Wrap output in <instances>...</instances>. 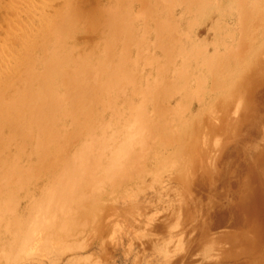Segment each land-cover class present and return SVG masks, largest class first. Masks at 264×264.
Segmentation results:
<instances>
[{
  "label": "bare ground",
  "instance_id": "6f19581e",
  "mask_svg": "<svg viewBox=\"0 0 264 264\" xmlns=\"http://www.w3.org/2000/svg\"><path fill=\"white\" fill-rule=\"evenodd\" d=\"M13 1H16V0H13ZM28 1H31V0H28ZM75 1L76 0H70L69 2L74 3ZM34 2H35V0H33V3ZM40 2H42V0H40ZM43 2H44V0H43ZM85 2H86V0H85ZM87 2L90 4L89 0H87ZM91 2H93L95 4L97 3V7L100 6V8L98 9L99 11L96 10V11H98L97 16L100 15V17H104L107 20V21L102 20V23H103V21L106 22L105 24L104 23L102 24L103 26L106 25L105 28L99 27V26H101V24L98 23V27L101 28L102 30L99 29V31H101V33L98 32L99 35L98 34L96 35L98 37L100 36V38H101L100 39L101 41L98 40V41H100L99 44L103 43L102 51L98 52V55H90V56H95V57L97 56L96 57L97 60L95 59L96 60L95 63L97 65V68H96V66H94L92 69L93 64L88 63L90 66H87L88 64L86 65V60L85 61L82 60L81 61L82 63H80V64H82V66L80 65L81 66L80 71H83V72H80V75H79V70H77L78 66L76 67V65L70 64V63L73 64V62L70 61V59L72 57H69V56H71L70 53L73 50V48L70 49V48H68V46H66V45L64 46V44H63L64 42L62 43V41H61L62 34L59 36V38H57V37H51L52 35L50 36L49 32H48L47 35H49V36H47V38L48 39L53 38L52 39L53 41L45 42L44 44H42V47L37 46L38 49L41 51L42 56L39 59L38 58L33 59L31 62H29L28 67L25 68V70L28 69V71H24L25 74L23 72H20L21 74L19 73L18 75L16 74V77H19V79H20V83L17 84V83L13 82V84H11V85L5 84L4 86L0 87V238H1L0 243L2 240L1 235L6 236L9 239L7 242L8 244L6 243V244H4V246H2V248H0V255H1L0 259H3L4 262H6V264H8V262L15 255H18L20 252L28 251V248L30 247V245L34 241V239H33V237L35 238L34 235H36L39 232L43 233V231L47 233L48 237L57 233V236H55V237L59 238L58 241L60 242V245H61V252H67V251L70 252L72 247L70 248V246L67 244V240H69V239L66 240V237L69 234L68 231L73 228L72 222L74 221L73 218L77 212V209L78 208L80 209L81 207L83 208V206H84V201L86 200L85 199L86 195H88L87 193L91 194V196L93 193L96 194L97 192H99L98 190L100 189V187H102L103 184H105L106 186L108 184L110 185L111 184L110 179H112V180H113V178L115 179L116 176L123 174V171L125 170V168L127 169V167H124L125 165L124 166L122 165L121 159H124L126 157V156L124 157V155L128 153L127 150L129 151V148H130V147H128L129 144H131L132 141L137 139V138H135L137 136H135V135H133V136L128 135L127 136V132H125V131H129L130 125L126 126L128 123L123 121V117L129 116L130 114L136 112V114L139 115L138 116L139 121L144 120L146 122V123L144 122L141 124L136 123V128L140 127V129L149 130L148 132H150L151 127L149 125L151 123H149V125L147 124L148 123L147 122L148 116H153L152 115L153 113L166 115V114H168L166 112H172L171 114H174L173 111H168V109H166V106L164 105V103H166V101L169 103L172 102L171 96L173 97L174 96L173 94L178 92V91H176V89H179L180 85L182 86V87L180 86V88L182 89L183 86L188 85L190 83V81L195 82L196 80L197 81L199 80L201 82L204 79H205L204 81H206L207 79L210 80L209 78L206 79V76L203 79L200 78L201 76L198 73L194 72V71L197 72V70H196L197 68L196 69L193 68V66H194L193 63L196 64L195 66L198 65V67H201L205 64L208 65V63L210 61H212V62L215 61L214 63H219V64H217L214 67L215 69L213 72H215V74H213V76L225 75L226 73H228L227 71H230L229 70L230 66L233 63H235L236 62L235 60L238 58V54L236 53V50H234L235 51L234 52L233 47H232V44H234V42H235L234 37L238 34H242L243 32L249 31V29L247 27L241 26V19L242 18H245L246 20H248V19L260 20L261 19V21H259V22L264 23V0H98V2H97V0L95 2L92 0ZM47 3H48V1H47ZM61 3H63V1ZM71 3L68 6H70ZM77 3H79V2H77ZM41 4H43V3H41ZM34 5H36V4L34 3ZM93 5L94 4H92V7H93ZM39 6H42V5H39ZM82 6H84V5H82ZM88 6L89 5H87V7ZM139 6H141L142 8L141 7L139 8ZM70 7H72V6H70ZM137 7L139 8V10L137 9ZM19 8H21V7H19ZM61 8H63V7H61ZM77 8H79V7H77ZM49 13H51V12H49ZM72 13H75V12H72ZM34 14H32V16ZM87 14H89V13H87ZM58 15H57V17L59 18V16L61 14L59 16ZM92 16H94V15H92ZM88 17H90V16H88ZM104 18H102V19H104ZM76 19H77V17H76ZM100 19H99V22H100ZM65 20H67V19H65ZM91 20H94V19L92 18ZM95 21L96 20H94L93 23H95ZM199 21L216 22V24H217V25L215 24L217 26L216 29H218V30H214V31L219 36L218 39H220V42H219V44H217V46H215L216 44L213 45V46L217 47L216 51L214 49V52L216 53V55L212 56L211 53H209L210 55L207 54L208 49H206L205 44H203L202 42L197 43L196 41H194V39H192V36L194 34L191 35V32H193L194 30L195 31L198 30V28L195 29L196 28L195 24L198 23ZM51 22H53V21H51ZM71 22H72V20H71ZM86 22H89V21H86ZM254 22H256V21H254ZM43 23L46 24L44 21H43ZM67 23L68 22L64 23V25ZM139 23L141 24V27L138 26L139 27L138 29L135 28V25H139ZM49 24H50V22H49ZM49 24H47V25H49ZM70 25H71V23H70ZM197 25H199V24H197ZM67 26H69V23ZM67 26H64V28L66 29V32H67V28H68ZM73 26H75V25H73ZM89 26H88V28H89ZM62 27H63V24L60 28L61 31H62ZM48 28H50V27H48ZM64 28H63V31L65 30ZM69 28H71V27H69ZM72 29H73V27H72ZM91 29L93 30V28H91ZM56 30H57V27L54 30L55 31L54 33H56ZM58 30H57V32H59ZM94 30H95V28H94ZM29 31H30V29H29ZM70 31L73 33V31L71 29H70ZM79 31H81V30H79ZM87 31H89V30H87ZM38 32L40 34V31H38ZM51 32H53V31H51ZM91 33H92V31H91ZM250 34H252V33H250ZM26 35H27V33H26ZM43 36L44 35H42V37ZM68 37H70V36H68ZM250 37H251V35H250ZM18 38H17V40H18ZM152 38H156V39L154 40ZM32 39H33V37H32ZM231 39H232V42H231ZM151 40H153V41H151ZM195 40H197V39L195 38ZM33 42H34V39H33ZM32 43H29L30 46L28 48H30L31 45H33ZM229 43H231V44H229ZM97 44L98 43H96V46H98V49H99V44L98 45ZM13 46H15V45H13ZM85 46H87V45H85ZM213 46H212V48H213ZM37 47H35V48L37 49ZM89 47H91V46H89ZM96 48L97 47H95L94 50ZM11 49H13V48H11ZM11 49H9V50H11ZM36 49H35V51H36ZM98 49H97V51H98ZM21 50L22 49H20V51ZM221 50H223V52H220ZM20 51H18V52H20ZM77 52H78V50H77ZM77 52H76V55H77ZM135 52H138V53H135ZM91 53H92V49H91ZM10 54H13V53H10ZM35 54L37 55V53H35ZM194 54H196V55H194ZM206 54L208 55V58L210 57L211 59H209V60L206 59V61H202L205 58ZM67 55H69V56H67ZM76 55H75V57H76ZM79 55H81V54L79 53ZM193 55L196 57L193 58ZM23 56H25V54ZM28 56H29V53H28ZM78 56L76 57V60H78L81 57V56H79V57ZM17 57H18V54H17ZM85 57L86 56H84L83 58H85ZM145 57H146V59H145ZM161 57H162V59L159 61V64H157V66H158L157 77L155 79L148 78L149 76L146 77L145 73L140 69L142 66L140 64H137V63H141L142 61H147L148 63L151 64L153 62H158V60H159L158 58H161ZM198 57L200 59H198V61H196V58H198ZM13 58H14V56H13ZM87 58H88V55H87ZM73 59H74V57H73ZM93 59H94V57L89 58V61L92 62ZM17 60H16V62H17ZM76 60L75 59L73 60V61H75V64L76 63L79 64L80 61H76ZM2 61L4 63L6 62L4 60H2ZM9 61H10V59L8 60V62ZM19 61L20 60H18V62ZM24 61H25V59H24ZM178 62H180V63L178 64ZM242 62H238V63H240L242 65L243 64ZM83 64L85 65V69L82 68ZM73 66H75L76 69H74ZM209 66H210V63H209ZM251 66H253V65H251ZM261 66H262L261 69H263V72H264V66L262 64H261ZM16 67L18 68V65ZM212 67H213V65H212ZM257 67H258V65H257ZM0 69H1V67H0ZM11 69H13V67ZM18 69H20V68H18ZM17 71H16V73L19 72V71L18 72ZM205 71H207V69ZM208 71L210 73V68ZM211 72H212V70H211ZM10 73H11V71L9 72L8 75H10ZM22 73H23V75H22ZM206 73H208V72H206ZM14 74H15V71H14L13 75ZM208 74H207L208 77H210L212 75V74L211 75H208ZM6 75H7V73H6ZM20 75H22V76L20 77ZM7 76H6V78H8ZM213 76H211V77L213 78ZM16 77H15V75L13 77L12 76L9 77V82H11V78L15 79ZM228 78L229 77L227 76V79ZM257 79L259 81H261L263 78H257ZM3 80H4V82H6L5 78ZM1 82L3 83V81H1ZM200 82H199V84H201ZM213 85H215V83ZM257 86H259V85L257 84ZM257 86H255V88H257ZM197 87H198V90L200 92H204L205 94H207L208 90L205 88V87H207L206 85H205V87L202 86L203 88L199 87L198 85H197ZM186 89H188V88H186ZM248 89H250V90H248L250 92V95H251V92H252V94L253 93L255 94V91L254 92L251 91V88H248ZM67 93L69 94V96L67 95ZM193 93H194V91H193ZM231 95H233V94H231ZM256 95H257V93H256ZM109 96L115 97L114 101L117 102L116 103L117 107L111 108L112 106L111 107L109 106L110 108L109 109L107 108L108 110L107 109L105 110L104 108L101 109V106H103L102 103L104 101L103 99H102L103 100L102 101L101 98L109 97ZM69 97H70V99H69L70 105L68 107H66V105H68V103L65 104L64 99H67ZM187 97H192V96H189V94H188ZM200 97H201V95H200ZM213 99L214 98H212V100ZM222 99L223 98H221V100ZM111 100H109V101H111ZM250 100H251V98H250ZM253 100H254V98H253ZM215 101H217V100H215ZM156 102L157 103L161 102L160 108H159V106L156 107V105H157V104L155 105ZM213 102H214V100H213ZM218 102H221V101H218ZM247 102H248V104L246 106H248L250 104L249 100ZM252 103H254V101ZM136 104H139L138 108L136 107ZM111 105L114 106L115 104L112 102ZM213 105H215V104H213ZM220 105H222V104H220ZM238 105H240V104H238ZM241 106L243 107V105H241ZM216 107L217 106L212 107L213 110H215L214 108H216ZM249 107L250 106H248V108L245 107V108H247V110L244 108V110H246L247 112L249 110L248 117L245 118L246 117L245 114H244L245 117L240 115V120H239L240 122H243L242 127H244L246 129V136H245V133H243L244 138L240 141V143L238 144V146L234 150L235 153H232V154L229 153L230 156L228 158V162H227V155H226V162L223 164L224 167L222 170L224 173H221V174L217 173L218 175L213 173L216 166L213 168V167H210L211 165L210 166L207 165L210 167V169H209V167H205V166L204 167L207 171L208 170L210 171L209 174L206 172L205 173L208 174V176H210V179H208V180H210L211 182H215V183L220 182L224 185L225 179L231 178V177L230 178L227 177L230 174V171L232 172L233 176L238 177V184H237V187L234 188V189H236V192H234V194H235V197L239 199L238 200L239 203L241 202V204H237L240 207H243L244 204L249 202V200H247L248 202L246 201L245 196L247 193H249L250 190H252L251 188H253V187H252L251 183H253V185H255V188H253V190H252L253 194L251 197L254 198L253 200H256L257 198H259V204L262 206L261 208L264 209V131H262L263 127H264V116L261 117L262 116L261 115L260 116L261 118L253 116V114L256 112V110L254 111V109H256V106H255V108H253V106H252L250 109H249ZM206 108L207 107H205V109ZM209 108H211V107H209ZM257 109H258V107H257ZM216 111L219 112V110H216ZM226 111H228V110H226ZM229 111H230V109H229ZM234 111H236V110H233V112ZM164 112L166 114H164ZM231 112H232V110H231ZM234 113H233V115H234ZM244 113H245V111H244ZM258 114L259 113H257V114L255 113V115H258ZM161 117H159V118H161ZM241 117H243V119H241ZM165 118H166V116H165ZM163 119H164V117H163ZM134 121L136 122V120L133 119V122ZM211 121H210V123H211ZM223 121L224 120L222 118V122ZM135 122L133 124H135ZM156 122H153V124H152L153 125L152 130L155 131V134L157 133L156 131H158V132L159 131H165L164 128L170 129V127H168V124H165L163 120L160 121L159 123H156ZM174 122H176L175 119H174ZM229 122H230V118H229ZM133 124H131L130 127H132ZM233 124H235V123H233ZM202 125H204V124H202ZM185 127H186V125H185ZM70 128H71V131H70ZM133 129H135V127ZM185 129H187V128H185ZM195 129H196V126H195ZM207 130L209 131V128ZM135 131L136 130H134V132L131 134L129 132V134L130 135L135 134ZM137 131H138V129H137ZM211 131H212V129H211ZM211 131H210V133H211ZM124 132L126 133L127 138L124 137V135H125ZM172 132L174 133V131H172ZM241 132H242V129H241ZM204 133H205V131H204ZM222 133H223V131H222ZM205 134H207V133H205ZM236 134H235V137L238 135V134L237 135ZM138 137H140V136H138ZM144 137L145 136H143V138ZM158 137H159V135H158ZM209 137H210V135H209ZM259 137H262V140H260V141L263 143L262 144H261V142L259 143L260 145H262L261 147L258 144L259 140H257ZM121 139H122V141L125 140V143L122 146H120L121 144H123ZM230 139H232V137H230ZM18 140H20L22 142L21 146L13 148L16 145L15 143ZM184 143H185V140H184ZM134 144L135 143L133 142V144L131 146H133ZM221 144H223V143H221ZM226 144H224V146ZM146 145H148V144L146 143ZM216 145H217V147H219L218 144H216ZM216 145H215V149L217 148ZM178 146L179 145H177L176 148H178ZM184 146H185V144H184ZM186 146H187V142H186ZM134 147H135V145H134ZM168 147L169 146H167L166 148H168ZM188 147H189V145H188ZM200 147H202V146H200ZM138 148H140V147L138 146ZM225 148H227V147H225ZM135 149H136V147H135ZM206 149H207V147H206ZM66 150L68 151L67 155L64 152ZM208 150H209V147H208ZM132 153H133V151H132ZM144 153H147V152L144 151ZM170 153H172V152H170ZM176 153H177V151H176ZM128 155L130 156L131 154H128ZM192 155H193V152H192ZM222 155H224V151H223V154H221V156H220L221 158H222ZM136 156H137V154H136ZM60 157H63L62 160H64V163H65L63 166L64 168H62V169L56 168V167H60V166H58L59 165L58 160H60L59 159ZM176 159H175V161H176ZM237 159H239L241 161V162L239 161L240 162L239 164H237ZM192 160H194V159L192 158ZM214 162H215V160H214ZM138 163H139V161H138ZM141 163H142V161H141ZM125 164H127V163H125ZM194 164H195V162H194ZM234 166H236V167H234ZM162 167H164V166H162ZM190 167L191 166H189V170L191 169ZM160 169H161V166H160ZM205 169H203V170H205ZM164 170H165V168H164ZM166 170H168V169H166ZM173 170H174V168H173ZM131 171H132V169H131ZM178 171H179V169H178ZM182 171H184V169ZM187 171L188 170L186 169V172ZM216 172H218V170ZM219 172H221V171H219ZM180 173H183V172H180ZM180 173H178V174H180ZM167 174H169V173H167ZM214 174L217 175L218 177L215 176ZM188 175H187V177H188ZM196 175H197V173H196ZM108 176L111 177L110 179L108 178L109 181L107 179ZM120 177H121V175H120ZM213 177L216 178L217 180H215ZM44 178L45 179L49 178L50 181H53V182H51L52 185L47 184L46 186L43 187L42 181L44 180ZM188 178H190V177H188ZM31 181H35L36 183H38L37 188L40 190V194L42 195V199L44 198L45 202H42L43 201L42 200L41 202L34 203L31 206H28L27 208H25V211H23L24 209L22 210V208H21L20 203L22 201L20 200L19 194H21L22 190H24V189L26 190V189L30 188L31 184H29V183ZM189 183H187V184L184 183V185H188ZM34 185H35V183H34ZM111 186H113V185H111ZM115 187H117V186L115 185ZM169 188H170V186H169ZM225 188H226V190H228L227 187H225ZM259 191L261 192L260 193L261 195L258 193ZM148 192H150V191H148ZM27 193L29 195L28 190H27L26 194ZM103 194H104V192H103ZM105 194H106V192H105ZM46 196H47V198H46ZM126 196H128V195H126ZM223 196H225V195H223ZM8 198L10 199L9 202H8ZM95 198H97V197H95ZM186 199H189V198H186ZM40 200H41V197L39 198V201ZM30 202L31 201H29V203ZM180 202H182V201H180ZM250 203L252 204V206H249V207L253 208L254 207V205H253L254 201H253V203L249 202L248 205ZM259 204H258V206H259ZM115 205H116V203H115ZM184 206H186V205H184ZM246 206H247V204H246ZM163 207L165 208V206H163ZM231 207H229V209L227 210L228 213L236 211L240 208L239 207L237 209V207H235V206H231ZM244 207H243V209L240 208V210H244L246 208V207L245 208ZM210 208H211V206H210ZM193 209H194V213H195L196 210H195V208H193ZM232 209H233V211H232ZM20 210H22V212L24 214L20 215L21 214ZM149 211H151V210H149ZM82 213H85V212H82ZM147 213H148V211H147ZM150 213H152V212H150ZM79 216H77V217H79ZM99 217L96 219H99ZM237 217H238V215H237ZM58 218H61V219H58ZM101 218H103V217H101ZM181 220H183V219H181ZM107 221H110V220H107ZM193 221H194V218H193ZM236 221H240V219L235 220V222ZM105 223L106 222H104V224ZM240 223H243V221ZM263 223H264V221H263ZM23 224H25L27 226H24ZM241 225L243 226V224H241ZM24 228H25V230H23ZM231 230H233V228ZM111 231L113 232L112 229H111ZM146 231H151V230L149 228V230H146ZM170 231H172V230H170ZM235 232H237V231H235ZM226 234H228V233H226ZM246 237H248V236H246ZM77 239H75V240H77ZM89 239H90V237H89ZM6 241H7V238H6ZM142 241H145V240H142ZM220 241H221V239H220ZM263 241H264V239H263ZM17 242H18L19 248H17L15 250V249H13V247L15 245H17L16 244ZM46 242H47V240H46ZM74 242H76V241H74ZM104 242H105V240H104ZM240 242H242V238H241ZM79 244H77V245H79ZM44 245L48 246L49 244L45 243ZM72 245H74V244H72ZM244 246H246V245H244ZM54 248H55V246H54ZM234 248H233V250H234ZM239 249L242 250V248H239ZM243 249H245V248H243ZM72 250H74V249H72ZM47 251H49V250H47ZM105 251H106V249H105ZM249 251H251V250H249ZM71 252H70V254H71ZM179 252H181V251H179ZM230 252H234L233 256L236 257L237 253L235 252V250L230 251ZM257 252H259V250ZM238 253H240V252H238ZM225 254H227V253H225ZM21 255H23V254H21ZM250 255H251V253H250ZM63 256H65V255H62V257ZM247 256H249V255L247 254ZM244 261H246V260H244ZM0 263H1V260H0ZM64 263L66 264V262H64ZM75 263H76V260H75ZM138 263H139V261H138ZM90 264H92V263L90 262ZM239 264H240V262H239Z\"/></svg>",
  "mask_w": 264,
  "mask_h": 264
},
{
  "label": "rangeland",
  "instance_id": "374dc122",
  "mask_svg": "<svg viewBox=\"0 0 264 264\" xmlns=\"http://www.w3.org/2000/svg\"><path fill=\"white\" fill-rule=\"evenodd\" d=\"M16 1L0 0V52H1L0 53V67L2 69V70L0 69V72L2 73V74L0 73V78L2 77L0 80L3 81V83L0 81V87L4 86L5 84L11 85V84H13V82L17 83V84L20 83V79H19V77H16V74L18 75L20 72L24 73V71H28V69L25 70V68L28 67L29 62H31L33 59L41 58V56H42L41 51L38 49V47L39 46L42 47V44H44L47 41H53L52 40L53 38H50V39L47 38V36H49V35L50 36L52 35L51 37L59 38V36L62 34L63 37L61 36V38H62L61 41H62V43L64 42L63 43L64 46L66 45L70 49L73 48V50H72L73 52L71 51V53H70L71 56H69V55H67V56L72 57L70 59V61L73 62V64L70 63L71 65H76V67L78 66L77 70H79V75H80V72H83V71H80L81 66H82V64H80V63H82L81 62L82 60L83 61L86 60V65L88 63L93 64L92 69L94 66H96V68H97V65L95 63V61L97 60V58H96L97 56L95 57V56H90V55H98V52L102 51L103 43L99 44L101 41L100 40L101 38H100V36L98 37L96 35L98 34V32L101 33V31H99V29L100 30H102V29L99 27H103V28L106 27V25L105 26L102 25L103 23L104 24L106 23L105 21H103V23H102V20H106V19L104 17H100V15L97 16L98 11H99L98 9L100 8V6L97 7V3L95 4V3L91 2L92 0H89L90 4L87 2V0H86V2H85V0H78V1L76 0L74 2L75 4L69 2L70 0H44V2H43V0H42V2H40V0H35L34 3L37 5L36 6V5H34L33 0H31L32 2L28 1V0H19V1L16 0ZM47 1L49 4L47 3ZM62 1H63V3H61ZM93 1L95 2L96 0H93ZM77 2H79V3H77ZM97 2H98V0H97ZM41 3H43V4H41ZM70 3H71L70 6H72V7L68 6ZM92 4H94L93 5L94 8L92 7ZM39 5H42V6H39ZM82 5H84V6H82ZM87 5H89L88 7L90 9L87 7ZM19 7H21V8H19ZM61 7H63V8H61ZM77 7H79V8H77ZM140 7L141 6H139V8ZM139 8L137 7L138 10H139ZM96 10H98V11H96ZM49 12H51V13H49ZM72 12H75V13H72ZM86 12L89 13L90 15L87 14ZM32 14H34V15L32 16ZM56 14L57 15L61 14V15L60 16L58 15L59 16V18H58ZM92 15H94V16H92ZM88 16H90V17H88ZM76 17H77V19H76ZM91 17L94 20H96L95 23H93L94 20H91L92 19ZM102 18H104V19H102ZM65 19H67V20H65ZM99 19H100V22H99ZM71 20H72V22H71ZM43 21L46 24H44ZM51 21H53V22L55 21V22L53 23ZM86 21H89V22H86ZM254 21H256V22H254ZM259 21H261V19L260 20H254V19L246 20L245 18L241 19V26L247 27L249 29V31L243 32L242 34H238L234 37L235 42H234V44H232V47H233V51L236 50V53L238 54V58L235 60L236 62L230 66V69H229L230 71H227L228 72V73H226L227 75L225 74L223 76H219V75L213 76V74H215V72H213L215 69L214 67L217 64H219V63H214L215 61L214 62L210 61L209 62L210 66L208 63V65L207 64L203 65L204 67L201 65H200L201 67H198V65L195 66L196 64L193 63L194 64L193 68L194 69L197 68L196 69L197 72L196 71H194V72L198 73L201 76L200 78L203 79L206 76V79L209 78L211 81L208 79L206 81H204L205 80L204 79L203 81L200 82L198 80L201 84H199V82L197 80L195 82L190 81V83L188 85L183 86V88H182L183 90L180 88V86H181L180 85L179 89H176V91H178V92L173 94L174 95L173 97L171 96L172 102L169 103L166 101V103H164V105L166 106V109H168V111H173L174 114H171L172 112H166L168 114H166L164 112V114H166V115L153 113L152 114L153 116H148V121H147L148 123L147 124L149 125V123H151L149 125L151 127V130H150L151 133L148 132L149 130H143V129H140V127L136 128V123L141 124V123L145 122L144 120L139 121V119H138L139 115H137L136 112L130 114L129 116L123 117V121L128 123L126 126H128V125L131 126V124H133L135 122V121L133 122V119L136 120L135 124H133L132 127L129 126V128H130L129 131H125V132H127V136L128 135L129 136H133V135L137 136V137H135V138H137V139H135L136 141L134 140V141H132L131 144H129V146H128V147H130L129 151L127 150L128 153L124 155V157L125 156L126 157L124 159H121L122 165L123 166L125 165L124 167H127V169L125 168V170L123 171V174H120L121 177H120V175H118V176H116L115 179L113 178L114 181L112 179H110L111 175L108 176L107 179L108 178L110 179L111 184L110 185L108 184L107 186L105 184H103L102 187H100V189L98 190L99 192H97L96 194H94V193L92 194L93 197L91 196V194L87 193L89 196L86 195V198H85L86 200L84 201V206L82 205L83 208L81 207L80 209L79 208L77 209V212L73 218L74 221L72 222L73 228L68 231L69 234L66 237V240L69 239V240H67V244L70 246V248L72 247V249H74V250H72V249L70 250V252L72 251L71 254L69 251L61 252V245H60V242L58 241L59 238L55 237V236H57V233L48 237L47 233L43 231V233L39 232L36 235H34L35 236V238L33 237L34 241L30 245V247L28 248V251H22L18 255H15L8 262V264H23L24 262H25L24 264H65L64 262H66V264H73V263L74 264H78V263L79 264H81V263L82 264H90V262L92 264H215L216 262H217L216 264H237V263L239 264V262H240V264H246V263L247 264H253V263L254 264H260V263L264 264V241H263V239H264V223H263V221H264V209L261 208L262 206L259 204V198H257L256 200H253L254 198L251 197L253 194L252 190H253V188H255V185H253V183H251L253 188H251L252 190H250L249 193H247L245 196L246 201L249 200V202H252V203L254 201V203H253L254 207L250 208L249 206H252V204L250 203L248 205L249 202L247 201L248 203H246V204L248 207L246 206V204H244L243 207L245 206L246 208L244 207L245 208L244 210H240V208L243 209V207H240L237 205V204H241V202L239 203V201H238L239 199L236 198L235 194H234V192H236V189H234V188H236L237 184H238V177L233 176L232 172L229 170L230 174L227 177H229V178L231 177V178L225 179V182L223 185L220 182L215 183V182H211L210 180H208V179H210V176H208L210 171L208 170L209 171L208 172L205 169V167H209L210 165H211L210 167H213V168L216 166L213 173H215V174L224 173L222 170L224 167L223 164L226 162V155H227V162H228V158L230 156L229 153L230 154L235 153L234 150L236 149V147L238 146L240 141L244 138L243 133H245V136H246V129L244 127H242L243 122H240L239 120H240V115L243 117L246 116L245 118L248 117L249 110H248V112L246 111L248 106H250L249 109L252 106H253V108H255V106H256V109H254V111L256 110L255 113L256 114L259 113L258 114L259 116L255 115V113L253 114V116L258 117V118L261 115H262L261 117L264 116V72H263V69H261V67H262L261 64L264 66V64H263L264 63V33H263L264 32V23L263 22L261 23ZM49 22H50V24H49ZM66 22L69 23V26H67L68 23L64 25V23H66ZM199 22L195 24L196 25L195 29L198 28V30H196V31L194 30L193 32H191V35L194 34L192 36V39H194V41H196L197 43L202 42L203 44H205L206 49H208L207 54L211 53L212 56L216 55V53L214 52V49L216 51L217 47H215V46H217V44H219V42H220V39H218L219 36L214 31V30H218V29H216V27H217L216 22H211V21H209V22L208 21H205V22L199 21ZM70 23H71V25H70ZM98 23L101 24V26L98 27ZM47 24H49V25H47ZM62 24H63V27H62V31H61L60 28H61ZM72 24L75 25L76 27L73 26ZM197 24H199V25H197ZM64 26L68 27L67 32H66V29L64 28ZM88 26H89V28H88ZM138 26L141 27V24L139 23V25H135V28L138 29L139 28ZM48 27H50V28H48ZM56 27H57V30L59 29L58 30L59 32H57V30H56V33H54L55 32L54 30L56 29ZM69 27H71V28H69ZM72 27H73V29H72ZM63 28L65 29L64 31H63ZM91 28H93V30ZM94 28H95V30H94ZM29 29H30V31H29ZM70 29L73 31V33L70 31ZM86 29L89 31H87ZM37 30L40 31V34ZM79 30H81V31H79ZM51 31H53V32H51ZM91 31H92V33H91ZM48 32H49V35H47ZM26 33H27V35H26ZM250 33H252V34H250ZM42 35H44V36L42 37ZM250 35H251V37H250ZM68 36H70L71 38ZM32 37H33L35 43L33 42ZM194 37L197 40H195ZM17 38H18V40H17ZM152 39L155 40L156 38H152ZM98 40H100V41H98ZM151 41H153V40H151ZM231 42H232V39H231ZM29 43L33 44V45H31L30 48H28L30 46ZM96 43L99 44V49H98V46H96ZM229 44H231V43H229ZM13 45H15V46H13ZM85 45H87V46H85ZM211 45L212 46L215 45V46H213V48H212ZM32 46L33 47L38 46V47L36 49L35 47L33 48ZM89 46H91V47H89ZM93 47L94 48L97 47L95 49L96 51L94 50ZM11 48H13V49H11ZM90 48L92 49L93 54L91 53ZM9 49H11V50H9ZM20 49H22V50L20 51ZM27 49L28 50L30 49V50L28 51ZM35 49H36V51H35ZM97 49H98V51H97ZM17 50L20 52H18ZM77 50H78V52H77ZM75 51L77 52V55H76ZM138 52H135V53H138ZM220 52H223V50H221ZM10 53H13V54H10ZM23 53L25 54V56H23L24 55ZM28 53H29V56H28ZM35 53H37V55ZM79 53L81 55H79ZM17 54H18V57H17ZM207 54L205 55V58L202 61H206V59L207 60L211 59L210 57L208 58ZM75 55H76V57L78 55L81 56L79 58L80 60L78 58H77L78 60H76ZM87 55H88V58H87ZM194 55H196V54H194ZM194 55H193V58L196 57ZM13 56H14V58H13ZM84 56H86V57L83 58ZM73 57L76 61H80L79 64H77V63L75 64V61H73L74 60ZM93 57H94V59L92 60V62L89 61V58H93ZM23 58L25 59V61ZM9 59H10V61L8 62ZM15 59L16 60L18 59L20 61L18 62V60H17V62H18L17 63ZM145 59H146V57H145ZM158 59H159L158 62H153V63H151L152 65L150 63H148L147 61H142L141 63H137V64H140L142 66L140 69L145 73L146 77L149 76L148 78H152V79H155L157 77V70H158L157 64H159V61L162 59V57L158 58ZM198 59H200V58L199 57L196 58V61H198ZM2 60L6 61V62L4 63ZM238 62H242L244 65L243 64L241 65ZM179 63L180 62H178V64ZM17 65H18V68H20V69H18L16 67ZM212 65H213V67H212ZM251 65H253V66H251ZM257 65H258V67H257ZM87 66H90V65L88 64ZM12 67H13V69H11ZM73 67H74V69H76L75 66H73ZM82 68L85 69L84 64H83ZM209 68H210V73L208 71ZM206 69H207V71H205ZM211 70L213 73L211 72ZM10 71H11V73H10V75H8ZM14 71H15L14 75L16 78L15 79L11 78V82H9V77L14 76L13 75ZM16 71L18 73H16ZM206 72H208L209 74ZM6 73L8 76L6 75ZM23 73H22V75H23ZM207 74L208 75L212 74L211 76H213V78L211 76L208 77ZM22 75H20V77ZM6 76L8 78H6ZM227 76L229 77L228 78L229 80L227 79ZM4 78H5L6 82H4V80H3ZM257 78H263V79L261 81H259ZM214 83H215V85H213ZM257 84L259 86H257ZM197 85L199 87H202V86L205 87V85H206L207 87H205V88L208 90L207 94H205L204 92H200L198 90ZM255 86H257V88H255ZM186 88H188V89H186ZM248 88H251V91H253V92L255 91V94L254 93L252 94V92H251V95H250V92L248 91L250 89H248ZM193 91H194V93H193ZM256 93H257V95H256ZM188 94H189V96H192L193 98L187 97ZM231 94H233V95H231ZM67 95L69 96L68 93H67ZM200 95H201V97H200ZM220 97L223 99L221 100ZM212 98H214L213 99L214 102H213ZM250 98H251V100H250ZM253 98H254V100H253ZM67 99H64V103L65 104L68 103V105H66V107H68L70 105V100H69L70 97ZM101 100L103 101V103H102L103 106H101V109L104 108L106 110L107 108L109 109L111 106H112L111 108L117 107V104H116L117 102L114 101L115 100L114 96L104 97V98H101ZM109 100H111L115 105L114 106L111 105L112 102ZM215 100H217V101H215ZM244 100L245 101L249 100L250 104L248 106H246L248 104V102L247 101L245 102ZM218 101H221V102H218ZM253 101L255 104L252 103ZM219 103L222 104L223 106L220 105ZM213 104H215V105H213ZM238 104H240V105H238ZM138 105L139 104H136L137 108L139 107ZM155 105H156V107L159 106V108H160L161 102H158V103L156 102ZM241 105H243V107ZM214 106H217L216 108H214L215 110H213V108H212ZM205 107H207V108L205 109ZM209 107H211L212 109ZM245 107H247V108H245ZM257 107H258V109H257ZM244 108L246 110H244ZM229 109H230V111H229ZM216 110H219V112ZM226 110H228V111H226ZM231 110H232V112H231ZM233 110H236V111H234L235 113L233 112ZM244 111H245V113H244ZM233 113H234V115H233ZM244 114H245V116H244ZM165 116H166V118H165ZM159 117H161V118H159ZM163 117H164V119H163ZM243 117H241V119H243ZM222 118L224 120L223 122H222ZM229 118H230V122H229ZM174 119L176 122H174ZM162 120L164 121L165 124H168V127H170V129L164 128L165 131H159L160 133L158 131H156L157 133L155 134V131L152 130V128H153L152 124H153V122H156V121H157L156 123H159ZM211 120L212 121L214 120V121L212 122ZM210 121H211V123H210ZM233 123H235V124H233ZM202 124H204V125H202ZM185 125H186V127H185ZM195 126H196V129H195ZM134 127H135V129H133ZM185 128H187V129H185ZM206 128L207 129L209 128V131ZM137 129H138V131H137ZM211 129H212V131H211ZM241 129H242V132H241ZM134 130H136L135 134L130 135L131 133L134 132ZM70 131H71V128H70ZM172 131H174V133ZM204 131L207 134H205ZM210 131H211V133H210ZM222 131H223V133H222ZM262 131H264V127H263ZM129 132H130V134H129ZM235 134L237 135L236 137H235ZM158 135H159V137H158ZM209 135H210V137H209ZM127 136L125 133L124 137L127 138ZM138 136H140V137H138ZM143 136H145V137L143 138ZM230 137H232L233 140L230 139ZM184 140H185V143H184ZM257 140H259L258 141V144H259L261 142L260 140H262V137H259ZM121 141H122V139H121ZM122 142H123V144H121L120 146L124 145L125 140ZM133 142L135 143L134 145H135L136 149H135L134 145L131 146L133 144ZM145 142L148 145H146ZM186 142H187V146H186ZM215 143L218 144L219 147H217V145ZM221 143H223V144H221ZM262 143L263 142H261V144ZM15 144L16 145L13 148L21 146L22 142L20 140H18ZM184 144H185V146H184ZM224 144H226V145L224 146ZM177 145H179L178 148H176ZM188 145H189V147H188ZM215 145L217 147L216 148L217 150L215 149ZM138 146L140 148H138ZM167 146H169V147L166 148ZM200 146H202V147H200ZM261 146L262 145H260V147ZM206 147H207V149H206ZM208 147H209V150H208ZM225 147H227V148H225ZM66 151H64V152L67 155L68 151L67 152ZM132 151H133V153H132ZM144 151L147 153H144ZM176 151H177V153H176ZM223 151H224V155H222V158H223L222 159L220 156H221V154H223ZM170 152H172V153H170ZM192 152H193V155H192ZM128 154H131V155L129 156ZM136 154H137V156H136ZM196 157L197 158L199 157V158L197 159ZM62 158L63 157H60L59 158L60 160H58V163H59L58 166H60V167H56L58 169L64 168L63 166L65 163H64V160H62ZM192 158L194 160H192ZM175 159H176V161H175ZM214 160H215V162H214ZM138 161H139V163H138ZM141 161H142V163H141ZM239 161L240 160L237 159V164H239L241 162V161L240 162ZM194 162H195V164H194ZM125 163H127V164H125ZM207 165H209V166H207ZM160 166H161V169H160ZM162 166H164V167H162ZM189 166H191L190 170H189ZM181 167L184 169V171H182L183 169ZM210 167H209V169H210ZM234 167H236V166H234ZM164 168H165V170H164ZM173 168H174V170H173ZM177 168L179 169V171ZM131 169H132V171H131ZM166 169H168V170H166ZM186 169L188 170L187 172H186ZM203 169H205V170H203ZM217 170H218V172H216ZM219 171H221V172H219ZM180 172H183V173H180ZM205 172L208 174H206ZM167 173H169V174H167ZM178 173H180V174H178ZM196 173H197V175H196ZM187 175L190 178H188ZM217 175H215V176H217ZM109 179H108V181H109ZM214 179L217 180L216 178H214ZM51 182H53V181H50L49 178L48 179L44 178V180L42 181V185H43V187L46 186L47 184L52 185ZM34 183H35V185H34ZM184 183H186V184L189 183L190 185L189 184L184 185ZM29 184H31L30 188L26 189V190L25 189L22 190L21 194H19L20 200L22 201L20 203L21 208H22V210L24 209L23 211H25V208H27L28 206H31L34 203L41 202L42 200H43L42 202H45V199L44 198L42 199V195L40 194V190L37 188L38 183H36L35 181H31ZM111 185H113L114 187ZM115 185L117 187H115ZM169 186H170V188H169ZM224 186L227 187V189L229 191L226 190V188ZM27 190L29 192V195H28V193L26 194ZM148 191H150V192H148ZM103 192H104V194H103ZM105 192H106V194H105ZM258 193L260 194L261 192L259 191ZM126 195H128V196H126ZM223 195H225V196H223ZM94 196L97 198H95ZM40 197H41V200L39 201ZM46 198H47V196H46ZM186 198H189V199H186ZM9 200L10 199L8 198V202H9ZM29 201H31L30 202L31 204L29 203ZM180 201H182L183 203ZM115 203H116V205H115ZM258 204H259V206H258ZM184 205H186V206H184ZM163 206H165V208ZM210 206H211V208H210ZM231 206H235V207H237V209L239 207L240 208L236 211H233V209H232L233 212L228 213L227 210ZM193 208H195V210H196L195 213H194ZM22 210H20L21 211L20 215L24 214L22 212ZM149 210H151V211H149ZM147 211H148V213H147ZM82 212H85V213H82ZM150 212H152V213H150ZM237 215H238V217H237ZM77 216H79V217H77ZM98 217H99V219H96ZM101 217H103V218H101ZM61 218H58V219H61ZM193 218H194V221H193ZM181 219H183V220H181ZM238 219H240V221L235 222V220H238ZM107 220H110V221H107ZM242 221H243V223H240ZM104 222H106L107 224L106 223L104 224ZM241 224H243V226ZM23 225L27 226L25 224H23ZM25 228L23 230H25ZM149 228L151 231H146V230H149ZM232 228H233V230H231ZM111 229L113 230V232L111 231ZM170 230H172V231H170ZM235 231H237V232H235ZM226 233H228V234H226ZM246 236H248V237H246ZM1 237H2V240L0 243V248H2V246H4V244H6L9 240L8 237H6V236L1 235ZM89 237H90V239H89ZM6 238H7V241H6ZM74 238L75 239L78 238V239L75 240ZM241 238H242V242H240ZM45 239L47 240V242ZM220 239H221V241H220ZM104 240H105V242H104ZM142 240H145V241H142ZM74 241H76V242H74ZM45 243L49 244L50 246L49 245L45 246L44 245ZM16 244L18 245V242ZM72 244H74V245H72ZM77 244H79V245H77ZM17 245H15L13 247V249L16 250L17 248H19V245L18 246ZM244 245H246V246H244ZM54 246H55V248H54ZM233 248H234L235 252L237 253L236 257L233 256L234 252H230V251H234ZM239 248H242V250ZM243 248H245V249H243ZM105 249H106V251H105ZM248 249L251 251H249ZM47 250H49V251H47ZM258 250H259V252H257ZM179 251H181V252H179ZM238 252H240V253H238ZM225 253H227V254H225ZM250 253H251V255H250ZM21 254H23V255H21ZM247 254L249 256H247ZM62 255H65V256L62 257ZM0 260H1L0 264H6V262H4L3 259H0ZM75 260H76V263H75ZM137 260L139 261V263ZM244 260H246V261H244Z\"/></svg>",
  "mask_w": 264,
  "mask_h": 264
}]
</instances>
